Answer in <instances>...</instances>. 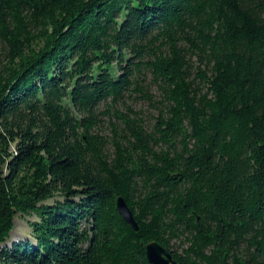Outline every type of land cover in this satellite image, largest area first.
<instances>
[{
  "label": "trees",
  "instance_id": "obj_1",
  "mask_svg": "<svg viewBox=\"0 0 264 264\" xmlns=\"http://www.w3.org/2000/svg\"><path fill=\"white\" fill-rule=\"evenodd\" d=\"M152 241L264 264V0H0V264H149Z\"/></svg>",
  "mask_w": 264,
  "mask_h": 264
},
{
  "label": "water",
  "instance_id": "obj_2",
  "mask_svg": "<svg viewBox=\"0 0 264 264\" xmlns=\"http://www.w3.org/2000/svg\"><path fill=\"white\" fill-rule=\"evenodd\" d=\"M116 208L122 219L133 230H138V225L133 217V213L121 196L116 200ZM145 253L149 264H176L171 250L164 248L155 241L146 244Z\"/></svg>",
  "mask_w": 264,
  "mask_h": 264
},
{
  "label": "rangeland",
  "instance_id": "obj_3",
  "mask_svg": "<svg viewBox=\"0 0 264 264\" xmlns=\"http://www.w3.org/2000/svg\"><path fill=\"white\" fill-rule=\"evenodd\" d=\"M156 97H158V96H156ZM125 105L126 106L118 105L117 108H120L123 112H128L130 116L135 115L137 117L143 118L147 124H149L148 122L152 121V116L156 114V111L152 107V105L149 104L147 101H144V100L131 99V98L126 99ZM127 106L131 110H133V112H135V113L127 111L126 110ZM101 108H102V106H101ZM106 118L107 117H105V119ZM112 119H114V118H112ZM103 124H104V126L102 127V132L107 134L108 133V129H107L108 122L105 120ZM31 218H34V217H31ZM26 219H27V217L21 218L20 216H17V218H15V227L11 231L12 235L18 234L19 235L18 237H21L20 235H22V236L30 235V232L25 231L27 229H29V231H30V228L28 227V225L25 224Z\"/></svg>",
  "mask_w": 264,
  "mask_h": 264
}]
</instances>
